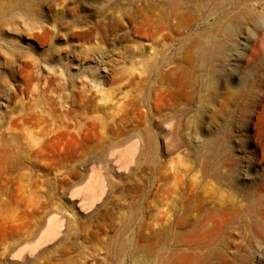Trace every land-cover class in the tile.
Listing matches in <instances>:
<instances>
[{
  "label": "rangeland",
  "instance_id": "obj_1",
  "mask_svg": "<svg viewBox=\"0 0 264 264\" xmlns=\"http://www.w3.org/2000/svg\"><path fill=\"white\" fill-rule=\"evenodd\" d=\"M0 264H264V0H0Z\"/></svg>",
  "mask_w": 264,
  "mask_h": 264
},
{
  "label": "bare ground",
  "instance_id": "obj_2",
  "mask_svg": "<svg viewBox=\"0 0 264 264\" xmlns=\"http://www.w3.org/2000/svg\"><path fill=\"white\" fill-rule=\"evenodd\" d=\"M183 17H184V16H183ZM183 17H182V18H183ZM176 20H177V19H176ZM182 20H183V19H182ZM216 29H217V28H216ZM214 42H215V41H214ZM199 43H200V42H199ZM208 45H209V44H208ZM196 46H197V45H196ZM170 47H171V46H170ZM189 50H191V49H189ZM224 51H225V50H224ZM154 55H155V54H154ZM146 56H147V55H146ZM194 56H195V55H194ZM146 63H147V62H146ZM152 65H153V64H152ZM201 70H202V69H201ZM203 74H205V73H203ZM187 76H188V75H187ZM179 82H180V81H179ZM134 84H135V83H134ZM179 84H180V83H179ZM187 88H189V87H187ZM195 88H196V87H195ZM186 91H188V90H186ZM188 92H189V91H188ZM25 126H26V125H25ZM26 129H27V128H26ZM28 129H29V128H28ZM180 138H181V137H180ZM134 142H135V141H134ZM133 146H134V145H133ZM199 149H200V148H199ZM108 174H109V173H108ZM195 213H196V212H195ZM226 215H227V214H226ZM189 216H190V215H189ZM189 216H188V217H189ZM219 216H220V215H219ZM197 218H198V217H197ZM220 218H221V217H220ZM220 218H219V219H220ZM186 221H187V220H186ZM189 221H190V220H189ZM203 224H204V223H203ZM203 226H204V225H203ZM185 245H186V244H185ZM185 253H186V252H185ZM171 255H172V254H171ZM164 256H165V255H164ZM164 256H163V257H164ZM168 256H169V255H168ZM178 261H179V260H178ZM176 262H177V261H176Z\"/></svg>",
  "mask_w": 264,
  "mask_h": 264
}]
</instances>
